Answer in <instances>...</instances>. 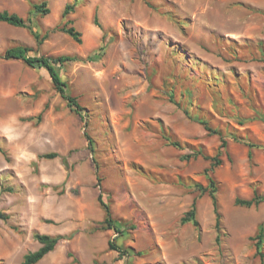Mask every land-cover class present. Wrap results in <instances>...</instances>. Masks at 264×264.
Here are the masks:
<instances>
[{
  "label": "rangeland",
  "instance_id": "1",
  "mask_svg": "<svg viewBox=\"0 0 264 264\" xmlns=\"http://www.w3.org/2000/svg\"><path fill=\"white\" fill-rule=\"evenodd\" d=\"M43 2L48 14L34 9ZM3 10L49 35L39 44L0 22V264L38 249L36 232L67 236L36 264H264L253 239L264 201L236 203L264 196V0H0ZM68 19L82 43L62 31ZM20 44L85 58L60 70L83 115L45 67L2 56ZM209 157L221 164L206 172ZM99 194L122 233L105 228ZM194 200L199 228L182 222Z\"/></svg>",
  "mask_w": 264,
  "mask_h": 264
},
{
  "label": "trees",
  "instance_id": "2",
  "mask_svg": "<svg viewBox=\"0 0 264 264\" xmlns=\"http://www.w3.org/2000/svg\"><path fill=\"white\" fill-rule=\"evenodd\" d=\"M76 2L67 3L63 10V17L66 18L68 15L75 11ZM46 6V2L34 4V9L37 11H43L45 14H48L50 11L48 9H43ZM30 17L24 18L16 12H10L8 10L0 11V22H5L13 26L17 27H24L28 28L32 35L34 36L37 43L41 44L43 40L47 39L49 35V31L46 32L44 35H41L39 32L33 30V27L30 23ZM71 20L68 19L64 26H62V31L67 33L73 39H75L78 43H82V32L78 30L74 25H69ZM33 49L27 45H15L8 47L2 56L6 59H17L23 60L27 65L31 67H45L53 81L55 88L61 94L63 98L68 101L69 106H71L78 114L83 115L82 111L84 107L80 104L77 97L72 95L68 91V83L66 80H63L61 76L60 70L64 66L67 61H74V60H82L85 61V58L80 56H72V55H59V56H48V55H31L30 52ZM100 56L97 54H91L88 56L87 60L96 61L99 59ZM206 125L207 130H212L206 124L207 122H202ZM92 144V140L89 141ZM175 145L178 143L174 142ZM227 145V141L223 140L222 147ZM251 145V144H250ZM43 157L47 158H54L59 156L57 152H49L42 155ZM215 160L216 162L212 163L210 168L206 169V172L212 170L215 166L221 164V160L217 159L216 157L208 158ZM210 184L208 187H202V191H209V194L213 200L214 210L216 214V223L215 227L218 232L217 239L220 240V231H221V212L219 208L218 199L216 197V182L212 176L209 178ZM99 203L101 207L105 211V217L103 219V223L106 229H114L116 232L122 233V228L118 225L116 219L112 214V210L110 205L104 200L103 194H99L98 196ZM264 201V196L254 195L252 198L249 199H242L237 198L236 203L238 205L251 207L253 205L258 206L261 202ZM0 219H7V215L4 212H0ZM182 222H193V224L199 228L200 222L196 216V201L194 200L191 208L186 214L182 217ZM35 239L40 242V247L34 251H30L25 254L24 259L21 264H36L41 259H43L48 253L54 251L58 245V243L66 238L67 236L63 234L52 235L47 233H34ZM253 239L256 240V253L260 255L261 259L264 258V253L262 252V246L264 245V223L259 226L257 233L254 235ZM109 248L111 250L117 251L120 255H126L127 250L122 248L118 245L114 240H109Z\"/></svg>",
  "mask_w": 264,
  "mask_h": 264
}]
</instances>
